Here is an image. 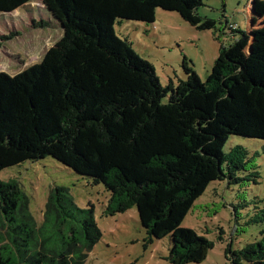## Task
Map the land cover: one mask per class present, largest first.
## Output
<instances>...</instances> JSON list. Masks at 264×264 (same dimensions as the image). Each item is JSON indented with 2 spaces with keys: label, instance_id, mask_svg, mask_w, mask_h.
<instances>
[{
  "label": "trees",
  "instance_id": "1",
  "mask_svg": "<svg viewBox=\"0 0 264 264\" xmlns=\"http://www.w3.org/2000/svg\"><path fill=\"white\" fill-rule=\"evenodd\" d=\"M31 1L0 0V12ZM42 2L63 34L39 62L14 74L0 71V171L51 157L104 186L105 215L135 207L145 244L169 238L170 264L204 261L213 242L181 226L194 201L213 181L258 183L254 154L242 145L223 148L232 135L264 141V64L232 80L246 59L264 51V27L249 37L225 20L223 34L238 38L220 45L205 81L183 56L186 79L162 85L153 66L116 35L115 23H151L161 9L213 30L215 20L197 13L202 0ZM252 3L247 25L264 19V0ZM27 201L16 179L0 180V264H83L101 238L94 206H77L68 188L56 185L38 223ZM260 202L245 222L259 227L258 237L242 248L228 245L230 264H264Z\"/></svg>",
  "mask_w": 264,
  "mask_h": 264
},
{
  "label": "rangeland",
  "instance_id": "2",
  "mask_svg": "<svg viewBox=\"0 0 264 264\" xmlns=\"http://www.w3.org/2000/svg\"><path fill=\"white\" fill-rule=\"evenodd\" d=\"M252 1L202 0L197 13L215 20L216 28L213 30H197L181 20L176 12L157 9L153 22L122 19L115 23V33L127 40L135 54L153 66L162 85H167L169 81L175 85L179 80L186 79L181 64L183 56L199 80L204 82L220 45H228L238 38L223 34L228 33L224 27L225 20L228 24L238 25L239 29H247L249 37L253 31L264 27V19L256 17L247 25ZM62 34L60 24L42 0H33L9 13L0 12V71L14 74L39 62ZM4 36L10 38L2 39ZM251 45L252 41L248 39L242 49L248 52ZM257 53L245 60L242 73L232 77V80L247 77L264 64V51ZM234 145H242L250 155L254 154L258 183L249 181L227 185L225 180H217L207 185L183 218L181 226L205 236L213 242V247L204 261L187 264H230L224 254L228 245L232 249L242 248L258 237L259 227L245 222L246 214L252 211L256 202L261 200L258 205L264 204V141L232 135L223 151ZM8 179L19 182L28 200V210L38 223L41 222L49 191L56 185L66 186L77 206H94L101 238L87 252L83 264H170L169 238L153 239L145 244L147 235L135 207L113 216L105 215L103 211L109 193L104 186L93 184L89 178L53 158L45 157L35 163L27 161L1 170L0 180ZM239 203L246 206L240 209ZM232 207L236 208L237 217H240L237 221Z\"/></svg>",
  "mask_w": 264,
  "mask_h": 264
},
{
  "label": "built area",
  "instance_id": "3",
  "mask_svg": "<svg viewBox=\"0 0 264 264\" xmlns=\"http://www.w3.org/2000/svg\"><path fill=\"white\" fill-rule=\"evenodd\" d=\"M237 25H235V24H230V27H232V28H235Z\"/></svg>",
  "mask_w": 264,
  "mask_h": 264
}]
</instances>
